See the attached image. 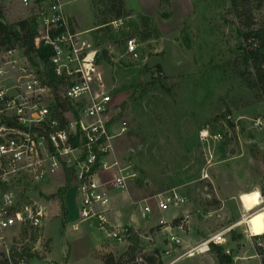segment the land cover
I'll use <instances>...</instances> for the list:
<instances>
[{"label": "rangeland", "instance_id": "obj_1", "mask_svg": "<svg viewBox=\"0 0 264 264\" xmlns=\"http://www.w3.org/2000/svg\"><path fill=\"white\" fill-rule=\"evenodd\" d=\"M133 2L148 6L154 14L160 4V0ZM111 3L75 0L69 7L77 8L85 17L92 18L93 12L100 25L98 13ZM257 5L254 2L253 15L258 25H264V0L258 10ZM2 9L8 25L29 18L19 5ZM128 13V17L117 20L115 11L110 12L112 22L92 33L96 64L106 66L113 84L112 90H106L103 79L104 87L99 89L95 82L93 89L97 95L112 98L111 108L121 110L114 124L127 129L115 143L109 165L118 163L119 169L130 166L125 174L134 173L136 178L128 181L127 191L131 185L154 211L159 195L179 193L183 198L179 209L172 208L163 216L171 218L182 209L194 222L192 232L199 228L209 232L207 237L215 235L244 216L245 225L236 235L241 230L249 233V228L254 235L257 229H264V100L245 58L243 28L230 1L170 0L169 5H161L150 28L141 21L144 16ZM162 15L171 17L164 19ZM148 34L152 39L143 42L142 37ZM129 39L139 45L140 58L135 62L126 56ZM38 63L37 69L43 74L42 63ZM260 121L263 125L257 127ZM67 174L65 171L57 178L62 189L77 188L73 181L67 184ZM61 183L43 187V193H55ZM242 192L254 195V211L246 212L242 202L233 199ZM76 196L79 198L77 191ZM156 214L159 218L162 215ZM185 220L183 217L185 234L180 236L189 242ZM49 222L52 229L49 236L44 235L42 253L57 263L106 264L109 257L100 243L120 249L119 243L90 229V222L80 225L79 232L67 226L63 233L59 219L51 216ZM171 226L151 228L145 238L141 237L137 264H192L191 259L219 264L212 251L191 259L185 256L180 262L178 258L191 249L185 245L174 247L167 256L168 233H176L164 228ZM0 236L6 235L0 231ZM97 236L102 242H97ZM226 237L227 244L220 247L230 251L233 264L237 257L244 258L238 264H258L249 254L241 253L240 244H232L233 233Z\"/></svg>", "mask_w": 264, "mask_h": 264}, {"label": "built area", "instance_id": "obj_2", "mask_svg": "<svg viewBox=\"0 0 264 264\" xmlns=\"http://www.w3.org/2000/svg\"><path fill=\"white\" fill-rule=\"evenodd\" d=\"M73 1L0 0L1 7L19 5L29 18H35V50L42 47L50 51V70L66 83L55 91L46 71L42 74L31 61L35 55L28 49H0V230L17 228L13 238L0 237V264H58L42 253L47 216L43 187L65 171L71 172L77 185L80 220L97 225L110 240L129 244L131 228L111 225L106 219L110 210L108 184L98 179L102 171H115L117 176L110 185L126 192L128 181L136 178L134 173L125 174L130 166L119 169L118 163L109 165L115 143L127 129L114 124L121 110L111 108L112 98L97 95L93 89L95 82L99 89L104 87L103 77L96 64L94 43L70 30L65 9ZM126 56L140 58L135 39L126 42ZM66 103L71 108L61 106ZM262 125L257 123V127ZM155 203L163 213L180 207L183 198L173 191L159 195ZM140 212L146 219L154 211L146 203ZM160 226L168 227V223L161 220ZM228 232L209 237L178 260L209 253L211 245L227 244ZM248 235L254 247L253 259L264 264V234L253 235L249 228ZM183 245L182 239L168 234L165 254L170 256L174 247Z\"/></svg>", "mask_w": 264, "mask_h": 264}, {"label": "crops", "instance_id": "obj_3", "mask_svg": "<svg viewBox=\"0 0 264 264\" xmlns=\"http://www.w3.org/2000/svg\"><path fill=\"white\" fill-rule=\"evenodd\" d=\"M161 5H162V2L160 0V4H159V6L156 7V10H155L156 13L154 14V13H150L151 9L148 6H146V5L141 6L138 4L136 5V4H134L133 0H126V9L128 11L132 12L133 15L139 14V15H142L144 17L150 18L152 20H155L157 18V15L160 12ZM69 6L70 5H68L65 9V17L68 21L70 30L74 33L83 34V36L86 39L93 42L94 37L92 36V33L95 32L96 30H98L99 28L106 27L107 25L100 26L99 24H97V18L93 12H92V18L85 17L77 10V8H75L73 6L72 7H69ZM153 12H154V10H153ZM129 59L133 61V59H131V58H129ZM135 61H137V60H134V62ZM97 67H98V70L102 73V76H103V79L105 82V88H107L106 90H112L113 84H112V80L110 78L109 70L106 68V66L104 64H100ZM68 175L69 174H67V178H68ZM59 176L60 175H58V177ZM116 176L117 175H116L115 171H102L99 173V176H98V179L102 184H104V183L108 184L106 187V191L110 197V210L106 214V219H107L109 224H111V225H117L118 224L121 226L130 227L131 229H133V231H135L136 233H139L140 237L145 238V235L147 233L148 234L150 233L149 229L160 226V221L163 220L166 223H168L169 225L171 224L172 228L174 227L173 229L169 228L168 230L169 231L174 230V232L176 233V234H173V233L169 232L168 234L176 235L177 237L182 239V241L184 242V245L186 246L187 249H189V248L192 249V248L200 245L204 241H206L209 237L213 236V235H210L207 237V233H209V232L207 231V232L203 233L202 231H199V228L197 229V231L192 232L191 225L194 222H192V220H190V218L186 216L185 212L182 209H180L179 212L174 213L171 218H166L163 216V213L159 212L157 210V208H155L156 213L162 214L160 216V218L157 216V214L153 210L154 212H153L152 216L147 217L146 219H143L142 213L140 212V207H144L147 202H144L143 200L139 199V191H135L131 185L129 186V189L126 192L118 191L112 185H110L111 182L116 178ZM58 177H56L55 180L52 181L50 184L45 185L44 188L51 186V184L54 185L56 183H61L60 181H58V179H57ZM71 181H73L75 183L72 174H71ZM62 188H63V185L61 183V184H58L55 193H53L51 195H47L46 193H43L44 199H43L42 203L46 209V215H47L46 219L48 217V219L44 223L43 235H45V236L46 235L49 236L50 231L52 229V227H51L52 225L49 222V219L51 218V216H53V218H55V219H59L60 222H62V227H61L62 233L65 231V228L67 226H71L73 231L79 232L80 225L86 223V222L81 221L80 216H79V212H80V208H81V202H80V197L78 198L76 196V191H77V195L79 196L78 189L75 187L69 188L68 190L65 191V194L63 195V197L59 198L57 196V193H59V191ZM70 192H71V194H70ZM242 193H238L233 199L236 200L237 202L239 201L241 203L240 197H241V195L245 194V193H243V194ZM236 197H238V198H236ZM53 203L56 204V207L52 206ZM62 203L64 204V207H62ZM241 206H242V203H241ZM234 207H235V209L237 208L235 205H234ZM183 217H185V219H186L185 224L188 227V229H187L189 231L188 233H190L189 234V242H186V240H184V238L182 236H180L181 234H185L183 232V229L185 226L183 224V221H182ZM241 219L243 221L240 220V218L237 220L238 222H236V223H238V224H236V223L231 224L230 226L223 229V231H227V230L230 231L226 234V236L230 233H235L238 228L245 225L244 216ZM143 220H146V222H144ZM157 221H159L158 224H157ZM173 222H175L174 225H173ZM219 225H220V223H219ZM225 226H226V224L220 225V227H225ZM88 227L92 230H97V232L99 234L103 233V235L106 236V234L103 231H101L97 227V225H94L93 223L90 222V225ZM194 228H196V226ZM86 231L88 232V229H86ZM1 234H4V235H6L5 237H7L8 239H11L17 234V228H13V229L5 231V232L1 231ZM237 234H239L240 236H243V237L241 238V240L239 242H236V240L232 241V244L233 245L240 244L241 245V253L249 254V258L253 259L255 252H254L252 240L250 239V237L248 235L249 233L247 232V230H241ZM106 238H107V236H106ZM43 239H45V238H43ZM101 240H102V238L97 236V242L100 243V242H102ZM226 240H228L227 237H226ZM50 243L51 242H49V244ZM119 246L120 247H118V248H120V249L117 251V249H114L113 246H107V245H104L103 243H100V247L105 250L104 255L107 254L109 258H110V256H112L114 258V260H116V261L119 260V258H121V256L129 250L130 243L126 244V246L119 244ZM229 252H228V250L226 251L227 254ZM47 254L45 255L46 257H47ZM228 255H230V253ZM184 259H185V257L182 258L180 260V262L183 261ZM189 259H191V258L189 257ZM191 260L194 261V262H192V264H203L202 262H200L196 259H191ZM51 261H54V260H51ZM237 262H244V258L237 257L235 259V264H238ZM176 263H178V262H176ZM58 264H63V263H58Z\"/></svg>", "mask_w": 264, "mask_h": 264}, {"label": "trees", "instance_id": "obj_4", "mask_svg": "<svg viewBox=\"0 0 264 264\" xmlns=\"http://www.w3.org/2000/svg\"><path fill=\"white\" fill-rule=\"evenodd\" d=\"M232 9L236 15L237 20L240 22L243 28V39L247 48L245 49V58L250 62L251 67L254 71L255 86L261 93L264 100V25H258L253 15V4L258 3L256 9L258 10L262 5V0H229ZM111 6L106 11L99 12L98 14L102 18L100 20V26L109 25L112 20L109 19L108 14L115 11L117 20H122L129 16L126 11V0H111ZM162 5H169L170 0H161ZM164 19H168L171 15H162ZM141 21L147 28L151 27V19L147 17H141ZM38 33V25L35 18H28L26 20L17 22L13 25H8L4 22L3 9L0 6V44L1 47L11 48L18 44L24 49H28L30 53L35 56L31 58L32 62L40 67L39 61L42 63L46 75L50 80L51 84L54 85L55 91L58 90L60 85H66L62 79H58L50 70L49 65L50 51L44 48H40L38 51L35 50V38ZM152 39L150 34L142 37L143 42H147ZM157 82V81H155ZM64 108L68 106L71 108L70 103L62 104ZM67 184L70 186L71 172H68ZM59 191V198H62L65 194V190ZM61 192V193H60ZM62 207L64 204L62 203ZM175 222H173L174 225ZM240 241L241 236L233 233V241ZM128 242L130 243L129 250L125 255L121 256L119 260H114L112 256L106 260V264H137L136 253L142 243L139 233L130 229V236ZM211 251L217 255L219 264H233V259L230 255L226 254L225 250L217 245H211Z\"/></svg>", "mask_w": 264, "mask_h": 264}, {"label": "bare ground", "instance_id": "obj_5", "mask_svg": "<svg viewBox=\"0 0 264 264\" xmlns=\"http://www.w3.org/2000/svg\"><path fill=\"white\" fill-rule=\"evenodd\" d=\"M240 200L243 204L245 211L248 213L254 211L257 207V204H256L257 201L255 200L254 195L243 194L241 195ZM263 234H264V229L261 228V229H257L254 235L261 236Z\"/></svg>", "mask_w": 264, "mask_h": 264}]
</instances>
